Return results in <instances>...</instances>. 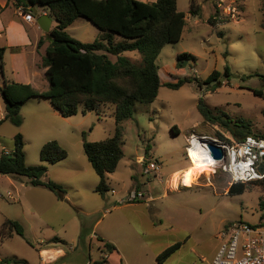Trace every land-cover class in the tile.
Instances as JSON below:
<instances>
[{
  "label": "rangeland",
  "instance_id": "1",
  "mask_svg": "<svg viewBox=\"0 0 264 264\" xmlns=\"http://www.w3.org/2000/svg\"><path fill=\"white\" fill-rule=\"evenodd\" d=\"M197 1L200 12L191 15L190 0H177L178 9L186 14V26L180 40L166 44L155 62L162 83L189 75L202 84L192 81L178 89L161 85L154 101L134 103L132 118L122 122L124 155L109 174V189L104 194L94 191L99 177L83 151L82 134L88 141L112 136V105L101 104L97 110L69 117L43 109L39 112L44 119L38 124L24 108L21 125L9 120L0 124V153L13 150L14 135L20 132L28 165L44 163L39 154L47 141L57 140L67 152L66 158L47 164L42 177L66 188L64 200L43 186L31 185L28 177L0 174V262L7 259L16 264L13 259L17 258L39 264V247L50 245L64 251L59 264H159L157 255L181 241L163 264H211L225 227L236 221H259L264 181L246 183L243 193L229 194L228 175L211 172L206 166L193 170L185 146L190 133H228L219 124L204 120L197 108L199 98L237 125L247 124L252 134H264V0H232L238 7L237 18L218 19L216 26L208 17L217 10L219 0ZM12 11L6 8L3 15L0 12L3 20H8ZM67 32L89 41L99 34L96 26L82 17ZM183 52L193 54L195 60L178 67L176 56ZM124 56L142 63L136 50L126 51ZM27 57L31 58L29 52ZM9 58L7 54L6 60ZM226 66L228 74L224 73ZM213 70L220 72L218 78L204 83ZM254 90H262L263 95ZM185 165V171H178ZM171 170L177 171L169 176ZM183 173L188 176L185 184L180 182ZM136 183L148 190L152 200H139L133 208L148 216L128 212V207L126 221L118 222L121 210L113 208L118 205L116 199L137 188ZM6 218L18 220L24 235L12 232L8 236V227L2 225ZM154 218H160L162 225ZM99 239L115 245L109 258Z\"/></svg>",
  "mask_w": 264,
  "mask_h": 264
},
{
  "label": "trees",
  "instance_id": "2",
  "mask_svg": "<svg viewBox=\"0 0 264 264\" xmlns=\"http://www.w3.org/2000/svg\"><path fill=\"white\" fill-rule=\"evenodd\" d=\"M14 5L22 6L24 12H32L33 5L44 6L49 14L55 17L57 24L49 32L51 42L42 57V64L46 67L48 89L38 91L30 84L3 79L0 95L6 114L0 124L9 120L16 126L21 125V106L31 98L48 100L63 117L97 110L102 103L112 104L115 123L113 135L97 141H88L84 132L82 134L83 151L99 177L94 191L104 194L109 189L108 174L115 170L124 155L122 122L132 118L134 103L154 101L161 85L178 89L192 81L197 85L202 84L196 76L189 75L177 77L174 82L162 83L155 62L164 45L180 40L186 22L185 13L177 9L176 0H14ZM188 12L192 15L199 14L200 6L196 0H190ZM77 17L85 18L95 25L101 33L100 37L92 42H82L70 36L65 28ZM216 20L218 14L215 11L208 17V22L214 26ZM114 34L123 39L114 42ZM125 50H137L141 54L142 63L138 64L121 56L120 53ZM3 53L4 47H0L1 75ZM107 53L115 54L116 60L111 61ZM176 59V65L181 67L189 60H195V56L183 52L179 53ZM224 73H229L228 66L225 67ZM219 75V71L213 70L203 82L210 84ZM254 93L263 95L262 90H254ZM197 108L205 121L227 129V134H216L227 141L239 140L248 135L264 137V134H252L245 123L237 125L228 115L216 112L201 98L197 102ZM172 131L176 132L174 127ZM39 157L44 163L26 164L24 140L18 132L14 135L13 150L0 153V174L28 177L31 185L43 186L52 191L58 199H65L67 191L63 185L49 179L44 180L42 177L47 172V164L57 163L67 157L66 150L53 139L42 145ZM263 181L264 179L233 183L229 185L228 193H243L246 183L261 184ZM260 206L264 208V202H260ZM2 225L8 227V236H12V232L24 235V227L18 220L6 218ZM99 240L103 252L109 254L116 250L113 243ZM181 244V241H176L167 246L157 255V262L163 264ZM1 262L9 264L10 261L4 259ZM13 262L28 264L25 260L17 258H14Z\"/></svg>",
  "mask_w": 264,
  "mask_h": 264
},
{
  "label": "built area",
  "instance_id": "3",
  "mask_svg": "<svg viewBox=\"0 0 264 264\" xmlns=\"http://www.w3.org/2000/svg\"><path fill=\"white\" fill-rule=\"evenodd\" d=\"M216 6L218 19L237 18L238 7L232 0H219ZM23 18L27 21L34 20L29 11L23 13ZM5 114V108L0 107V120L4 119ZM209 141L223 149L220 159L212 156L207 145ZM185 153L190 162L194 157H200L203 161L208 159L211 162V172L219 170L226 173L229 185L264 179V137L261 136L248 135L239 140L227 141L218 135L190 133ZM156 168L157 166L152 167L153 170ZM137 200L151 201V197L144 190L134 189L126 194L122 202ZM219 237L222 242L211 264H264V208L257 223L233 222L225 227Z\"/></svg>",
  "mask_w": 264,
  "mask_h": 264
},
{
  "label": "crops",
  "instance_id": "4",
  "mask_svg": "<svg viewBox=\"0 0 264 264\" xmlns=\"http://www.w3.org/2000/svg\"><path fill=\"white\" fill-rule=\"evenodd\" d=\"M140 1L154 2L156 0H140ZM196 3L198 4L197 0H196ZM176 4H177V0H176ZM33 6L37 10V14L49 15L50 26H49V29L47 31L43 30L39 26V24L36 22L37 15H35L33 12H31V13L33 14L34 20L27 21L23 18L24 12H23L22 6L14 5V0H0V12H2L1 14L3 15V12L6 8H12L13 9L12 12L16 16L15 17L12 14L8 18V20H3L2 15L0 14V47H4L3 74L2 75L0 74V87L2 86V80L6 79L9 82H18V83L30 84L33 88H35L38 91H45L48 89L49 83H48V80L46 78V73H45L46 67L43 66V64H42V57L45 54L46 49L51 42V36L49 35V32H50L51 28L56 26L57 21H56L54 16L49 14L48 9L46 7L40 6V5H33ZM189 6H190V3H189ZM177 9H178V4H177ZM188 10H189V8H188ZM77 18H79V17H77ZM77 18H75L65 28V30L67 29L66 31H68V29L77 22ZM185 21H186V14H185ZM185 26H186V22H185V25L183 27V30H184ZM183 30H182V33H183ZM100 34L101 33L99 31L97 38L100 37ZM70 36H72V35H70ZM122 39L123 38L117 34L113 35V41L114 42L121 41ZM77 40H79V39H77ZM79 41L92 42L89 40H79ZM28 50H30V51H28ZM126 51H133V50H125L122 53H120V55L124 56ZM27 52H29V54L31 56L30 59L27 57ZM99 53H102V52L99 51ZM7 54L10 57L9 61L6 60ZM107 55L111 61H115L117 58V56L115 54L107 53ZM125 57H127V56H125ZM14 58H15V60H13ZM127 58H129V57H127ZM102 104H108V103H102ZM100 105H99V107H100ZM110 105H112V104H110ZM0 107H4L3 99L0 102ZM24 108H26V113L30 112L29 116L32 118V121L34 123H37V124L40 123L41 120L44 119V116H42L41 112H39L43 109H45V110L51 109V110H53L52 114H56V113L59 114V112L53 107V105L48 100H44V99L31 98V99L27 100L21 106L20 114L22 113V110ZM113 111H114V106H113ZM22 117L24 119L23 114H22ZM48 165H50V164H48ZM185 167H186V165L184 167L179 168L178 171H180L182 169H183L182 171H185L187 169V167L186 168ZM174 171H177V170H171L168 175L170 176L171 173ZM109 174H108V176H109ZM108 176H107V181L110 178ZM169 176H168V179H169ZM167 182H168V180H167ZM136 185H137L136 186L137 188H134V189L144 190L145 193L147 195H149V192L147 189L141 188L142 186H140L139 183H136ZM180 185L184 186L181 183H180ZM129 191H131V190H129ZM129 191H127V192H129ZM125 197H126V194L121 195L119 198L116 199V203L118 202V205L113 206V208L121 210L117 216V218H119L118 222L124 223V220L126 221L125 216H127L126 214L128 211L127 210L128 207L131 208V209H129L128 212L142 213L143 217L145 218V216L147 215L145 213H147V212H143L141 210L133 208L134 206L139 205L140 202H138V201L137 202L136 201L122 202V200L125 199ZM58 200H60V199H58ZM151 200H152V197H151ZM125 210H127V211H125ZM145 210H147V209H145ZM154 219L157 220L158 226L162 225L160 218L159 219L154 218ZM38 250H39V256L41 259L39 264H51V263L59 264L58 260L64 256V251H62L59 247L53 248V246L47 245V246L39 247ZM115 251L116 250H114L112 253H115ZM112 253L107 254V258H109V256L112 255ZM118 256L120 257L119 260L122 263V258L120 256V254H118Z\"/></svg>",
  "mask_w": 264,
  "mask_h": 264
},
{
  "label": "water",
  "instance_id": "5",
  "mask_svg": "<svg viewBox=\"0 0 264 264\" xmlns=\"http://www.w3.org/2000/svg\"><path fill=\"white\" fill-rule=\"evenodd\" d=\"M32 8V12L37 15L36 17V22L39 24V26L47 31L49 29L50 26V17L49 15L46 14H37V10L34 8V6L31 7ZM208 148L211 151V154L214 158L216 159H220L223 156V149L216 145L215 143L209 141L208 142Z\"/></svg>",
  "mask_w": 264,
  "mask_h": 264
},
{
  "label": "bare ground",
  "instance_id": "6",
  "mask_svg": "<svg viewBox=\"0 0 264 264\" xmlns=\"http://www.w3.org/2000/svg\"><path fill=\"white\" fill-rule=\"evenodd\" d=\"M203 160L200 157H198V158L194 157L192 160L193 170H195V169L200 170L202 167H205V166L208 168H211V162H209L208 159L206 161H203ZM187 178H188L187 174L183 173L182 176L180 177V182L185 184L187 181Z\"/></svg>",
  "mask_w": 264,
  "mask_h": 264
}]
</instances>
